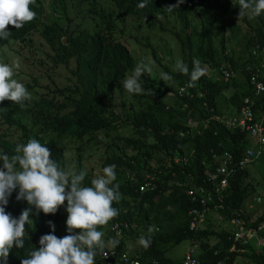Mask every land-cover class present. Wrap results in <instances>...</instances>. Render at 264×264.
Wrapping results in <instances>:
<instances>
[{
  "label": "trees",
  "instance_id": "trees-1",
  "mask_svg": "<svg viewBox=\"0 0 264 264\" xmlns=\"http://www.w3.org/2000/svg\"><path fill=\"white\" fill-rule=\"evenodd\" d=\"M121 1L117 2L114 8L116 19L110 21L105 12L101 15L75 12L72 20L65 23L67 28L64 33L56 29L54 22L44 23L43 40L50 50L45 56L51 65L50 69L55 71L63 67L65 70L64 74H47L54 86L48 93H79L80 98L72 97V100L84 112L77 121L49 115L44 121L41 120L36 128L3 147V153H10L17 144L34 137L41 143L45 141V145L52 150V159L65 166L64 147L70 141L67 136L75 132L73 138H84L88 145H93L92 134L99 131L97 145L102 150L104 165L115 166L117 179L114 183L119 184L121 198L139 197L134 193L136 185L124 181L125 172H134L139 177L141 168L151 172L152 165L161 171L157 191L143 194L128 215L118 214L107 225L98 228L105 233V241L114 238L108 232V225L114 220L134 222L143 231L144 236L149 235L150 226L154 225L158 229L151 234V245L147 249L139 244H129L127 248L120 242L114 250L116 255L126 251L131 257L137 255L141 264H153L154 260L157 264H180V259L168 257L167 252L188 241L198 245L196 256L199 264H232L239 256L238 264H264V250L260 252L254 249L253 245H248L236 246L235 250L230 252L231 243L226 239V231L218 225H212L218 216L228 220L239 215L252 226L264 222V208L258 209L255 206L252 210L248 209L259 188L264 185V175L261 176V182H255L250 174L254 163L234 175L227 191L222 193L221 208L209 214L207 223L196 231H190L188 228L190 198L185 193V190L191 187V181L194 180L196 185L202 183L204 172L211 170L210 164L213 168L219 163V156L223 152H230L235 160H239L245 149L255 144L254 141L237 129L227 130L216 124H212L208 131L193 139L180 138L176 133H171L182 129L187 118L201 119L209 114H236L244 98H253L255 114L260 121H264V91L254 95L250 85V73L245 68L246 65L253 66L254 69L259 68L258 80L264 83V67H259L261 50L264 49V13L254 18H238V0H184L172 11L166 8L176 4L177 0H147V6L143 9L137 7L143 0ZM58 5L66 12L65 1L58 0ZM126 19L132 21V26H127L124 30L134 33L135 40L138 43L144 42L142 46L147 50L142 49L143 55L134 58L133 54L119 43L117 50L106 51L101 66L105 70H102L104 78H107L112 86L118 87L120 95L132 100V104L120 112L102 117L101 124L96 125L99 105L93 106L88 98L87 90L91 86L90 81L85 78L88 69L74 55L80 53L81 45L78 42L83 35L95 44L92 33L96 30L104 31L105 27L122 32L124 30L120 26L125 24ZM32 29H35V26ZM227 33H230L233 40L239 39V35L243 43H237L234 50L230 46L226 47ZM63 36L67 39L69 47L68 44H62ZM101 39L99 38V41ZM254 51L255 56L252 55ZM234 54L242 55L243 60L236 59ZM178 59L188 66L189 73L193 67V59L200 61L204 72L203 65L209 64L216 70V75L213 73L215 80L212 81L211 76L204 74L195 86L191 87L195 94L192 99L163 97L165 91H172L176 95L177 86L190 83V75L173 71ZM138 63L150 66L152 72H145L141 77L142 87L146 92L143 95H130L122 88L121 81L131 75ZM38 67L44 68L45 62ZM219 67L227 69L231 76L216 81ZM161 73H167L172 79L163 82ZM32 81L38 82L39 78L34 77ZM49 103L54 102L50 100ZM46 107L47 104L44 103V108ZM62 124H65L63 130L60 129ZM59 148L63 150L58 151ZM190 150H194V161L185 166L173 167L175 176H171L164 159L168 155H182L184 151ZM214 154L217 157L213 158ZM177 181L181 186L176 185ZM83 185L90 186L88 181L83 182ZM12 197L13 193L9 202ZM123 202L124 198L119 204L122 205ZM117 203L114 202L113 207ZM125 205L128 206V203ZM261 205L264 207V203ZM65 207L59 208L55 214H30L33 223L30 220V225L25 230L24 247L13 254L10 252V255L21 256L20 260L13 264H20L21 259L26 258L34 249L35 244L39 245L42 235L51 232L62 238L68 234ZM10 212L13 217L21 214L14 205ZM49 222L54 225V232ZM262 235L264 237V232ZM139 237L135 230H131L126 236L131 240H138ZM107 248L106 246L104 251Z\"/></svg>",
  "mask_w": 264,
  "mask_h": 264
},
{
  "label": "clouds",
  "instance_id": "clouds-1",
  "mask_svg": "<svg viewBox=\"0 0 264 264\" xmlns=\"http://www.w3.org/2000/svg\"><path fill=\"white\" fill-rule=\"evenodd\" d=\"M63 1L67 5L66 12L58 5V0H0V264H13L20 260L21 256L10 255V252L13 254L14 251L24 247L23 237L32 221L30 214L33 215V212L34 216L41 212L50 215L66 206L65 225L68 234L62 238L51 232L42 235L39 238V245L34 243V249L28 253L26 258L21 259L20 264H97L98 262L122 264L118 263L117 259L120 255L105 260L102 258V254L104 257L108 256L107 252H114L120 242L127 248L129 244H139L147 249L151 245V234L158 231L154 225L150 226L148 228L149 235L144 236L143 231L134 222L114 220L108 225V232L114 238H109L107 241L103 239L105 233L99 231L98 228L107 225L118 214L128 215L134 210L143 194L157 191L161 171L157 166L152 165L151 172L141 168L139 177L134 172H125L124 181L136 185L134 193L139 197L121 198L119 184L114 183L117 179L115 166L104 165L102 150L97 145L100 137L99 131L92 134L93 145H88L84 138H73L75 132L67 136L70 141L64 147L65 166L57 164L52 159V150L45 145V141L41 143L34 137L27 139L24 143L17 144L10 153H3L5 151L2 149L3 147H7L15 138L36 128L41 120L44 121L49 115L77 121L84 112L72 100V97L79 99V93L61 95L57 91L52 94L48 93L50 90L39 88L40 82L44 79L49 81L48 85L52 87L51 89L54 88L47 74L53 76L57 73H65V70L63 73L59 72V68L63 67H59L55 71L50 69L51 65L45 56L50 53V50L43 40V25L54 22L56 29L64 33L67 28L65 23L72 20V15L75 12L99 15L105 12L110 21L116 19L114 8L120 0ZM183 2L184 0H177L176 4L169 6L166 10L172 11ZM238 5V18L245 16L254 18L264 13V0H238ZM146 6L147 0H143L137 5L140 9ZM40 14L41 18L39 19ZM60 24H62L61 27ZM33 26L35 29H32ZM127 26H132L130 19H126L125 24L120 27L124 30ZM92 37L96 41L95 44L86 36H82L78 42L81 45L80 53L75 54L74 57L88 69L85 73V78L91 83L87 90L88 98L93 106L99 105V117L96 120V125H100L102 117L120 112L132 104V100L122 97L118 87L112 86L108 79L104 78L105 75L102 73L105 70L102 68L101 62L106 57V51L117 50L119 43H122L132 54L137 47L131 44V40H134L136 35L129 30L118 32L105 27L104 31L96 30L92 33ZM99 38H102L101 41ZM61 42L63 45L68 44L64 36L61 37ZM15 44H21L27 50L24 55L26 61L24 72H21L17 57L15 61L13 59L8 61L5 57L8 52L12 51L20 54L14 49ZM44 62L45 67L39 68L38 65H42ZM192 64L193 67L189 73L188 66L183 61L178 59L175 62L173 71L190 75V83L177 86L176 95L172 91H165L163 97L170 99L172 96H176L192 99L195 94L191 87L195 86V83L204 74L215 80L213 73L216 75V70L214 68L210 67L204 72L198 59H193ZM247 66L250 65H246L245 68ZM222 71L228 70L219 67L216 81L224 80ZM145 72L150 74L152 68L144 63H138L131 75L121 81L122 88L130 95H143L146 91L142 87L141 77ZM23 77L29 81H25ZM34 77H38L39 81L33 82L32 78ZM171 79L172 77L167 73H161L163 82ZM38 90H42L43 93H39ZM50 100L54 103L48 104ZM44 103L47 104L46 108H44ZM213 115L225 114H209V116ZM206 118H187L182 129L171 133H176L180 138L190 137L193 139L200 136L208 131L212 124H216L212 122L210 127L205 130L203 120ZM64 127L65 124H62L60 129L63 130ZM79 127L81 128V124ZM85 147L88 149L95 147L96 153L101 152L97 154L99 155L97 168L86 165L85 157L88 152ZM61 150L63 149H58V151ZM69 153L73 154L72 159ZM194 156V150L184 151L182 155H168L164 159V164L169 168L170 175L175 176L172 168L187 165L194 161ZM176 159L179 160L178 163H175ZM182 159H185V162ZM85 181H88L90 186H84L83 182ZM148 183L151 186L155 185V189L150 190L151 186H148ZM143 185V189H140ZM176 185L181 186L178 181ZM12 193L13 197L9 202ZM123 198L124 202L120 205L119 201ZM114 202L118 203L113 207ZM126 202L128 206L125 205ZM12 205L20 210L21 214L18 217H13L10 212ZM214 224L218 225L216 221ZM49 225L54 232V225L51 222ZM115 225H118L120 229L119 235L112 230ZM74 230L79 231L75 232ZM131 230L139 233L138 240L126 238ZM106 246L108 248L104 251ZM122 254H127L131 259L137 257L139 260L137 255L131 257L126 251Z\"/></svg>",
  "mask_w": 264,
  "mask_h": 264
},
{
  "label": "built area",
  "instance_id": "built-area-1",
  "mask_svg": "<svg viewBox=\"0 0 264 264\" xmlns=\"http://www.w3.org/2000/svg\"><path fill=\"white\" fill-rule=\"evenodd\" d=\"M254 51L252 55H256ZM261 64L259 67H264V49L261 50ZM256 67V66H255ZM246 70L250 73V85L253 89L254 95L264 91V83L259 81L260 69H254L253 66H247ZM224 79L231 76L229 71H222ZM216 123L223 126L227 130H238L240 133L246 134L254 141V145L251 144L245 149L243 156L239 160H235L230 152H223L219 156V163L211 170L204 172V178L202 183L196 185L191 182L192 185L185 193L190 198V205L188 207V228L190 231H196L207 223V217L212 212L221 208L223 203L222 193L227 191L229 183L234 175L243 170L253 163L257 162L262 156H264V121H260L254 111L253 98H244L239 111L236 114L231 115H213L203 120V128L207 130L211 123ZM217 157L216 154L213 158ZM185 162V159H182ZM179 160H175L178 163ZM148 186H151L148 183ZM144 185L140 187L143 189ZM150 190L155 189V185H152ZM215 199H214V198ZM260 205L264 203V188L259 194L254 196L248 209H253L254 204ZM218 225L223 228L226 233V239L231 243L230 252L235 250L236 246H248L253 245L254 249L262 252L264 250V222L262 224L252 226L246 223V221L237 216L228 220H224L222 216H218L216 219ZM112 230L119 235L120 229L118 225L112 227ZM198 245L192 244L187 247L180 264H199L197 259ZM108 256L102 258L107 260L111 257H116L115 252H107ZM240 256L237 257L232 264H238ZM118 263L122 264H140L137 257L131 259L127 254H122L117 257ZM153 264H157L153 262ZM221 264V263H218Z\"/></svg>",
  "mask_w": 264,
  "mask_h": 264
},
{
  "label": "rangeland",
  "instance_id": "rangeland-1",
  "mask_svg": "<svg viewBox=\"0 0 264 264\" xmlns=\"http://www.w3.org/2000/svg\"><path fill=\"white\" fill-rule=\"evenodd\" d=\"M229 34L230 33H227V35H226V38H227L226 47L230 46L234 50L235 48H237L235 45L237 43H240V42L243 43V41H242V39L240 38L239 35H238L239 39L233 40V39L230 38ZM131 44L138 48V49L136 48V49L133 50V53H132L133 57L134 58L141 57L143 55V53H142L143 51H141V50L144 49V47L142 45L145 44V43L142 42V41H141V43H138L134 39V40H131ZM13 47H14V49L16 51H19L20 54H17L14 51H12V52H10L11 54L8 52V54H6L5 57L8 59V61H10L12 59H13V61H15V59L17 57L18 61L20 63V66H21V72H24L26 70V66H25L26 61H25L24 55L26 54L27 50L25 48H23L21 44H15ZM144 50H147V49H144ZM234 56H235L236 59H241V61L243 60V58H242L243 56L242 55L234 54ZM203 66L205 67L206 70H209V68H210V66L207 65V64L203 65ZM59 72L63 73L64 69L63 68H59ZM237 77H239V75ZM23 79L25 81H29L25 77H23ZM212 81H214V79H212ZM48 83H49L48 80H46V79L42 80L40 82V84H39V86H40L39 88L42 89V90L49 91L52 87L49 86ZM63 84H65V83H59V85H63ZM42 90H38V92L39 93H43ZM85 149L88 152V155L85 157L86 165L88 167L97 168V166L99 165L98 161H97V158H98L99 155H97V154H100L101 152L96 153L97 151L95 150V147L92 148V149H88L87 147H85ZM69 156H70L71 159L73 158V154L72 153H69ZM262 164H264V158H261L258 162L254 163L253 166L251 167L250 174H251V176H252V178L254 179L255 182H261L263 180V178L261 176L264 175V166ZM263 188H264V186L259 188L257 193L259 194L260 191ZM255 206L258 209H263L264 208L263 205L259 206L256 203L254 204V208H256ZM250 210H252V209H250ZM189 245H190V242L184 241V242L180 243L179 245H177L176 247H174L173 249H171L170 251H168L167 252V256L170 257V258H173V259H180L181 255H183V253L185 252V250L187 249V247Z\"/></svg>",
  "mask_w": 264,
  "mask_h": 264
},
{
  "label": "crops",
  "instance_id": "crops-1",
  "mask_svg": "<svg viewBox=\"0 0 264 264\" xmlns=\"http://www.w3.org/2000/svg\"><path fill=\"white\" fill-rule=\"evenodd\" d=\"M212 225H215L214 223L212 224ZM183 255H181V257H182ZM181 259V258H180Z\"/></svg>",
  "mask_w": 264,
  "mask_h": 264
}]
</instances>
